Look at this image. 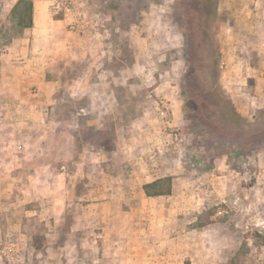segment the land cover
<instances>
[{
  "label": "rangeland",
  "instance_id": "374dc122",
  "mask_svg": "<svg viewBox=\"0 0 264 264\" xmlns=\"http://www.w3.org/2000/svg\"><path fill=\"white\" fill-rule=\"evenodd\" d=\"M17 1L0 79L26 50L40 75L24 108L0 85V264H264V0H78L79 30L51 0L19 28ZM94 195L132 238L67 234L62 199Z\"/></svg>",
  "mask_w": 264,
  "mask_h": 264
},
{
  "label": "crops",
  "instance_id": "0c3cea01",
  "mask_svg": "<svg viewBox=\"0 0 264 264\" xmlns=\"http://www.w3.org/2000/svg\"><path fill=\"white\" fill-rule=\"evenodd\" d=\"M41 0H37V3H33V13H32V26L31 27H27L25 28L28 30H35L38 26H39V22L42 19L40 13L43 12L44 7L40 3ZM42 10V11H41ZM53 19V18H50ZM49 42L51 41V39L48 40ZM48 42V43H49ZM27 44V43H26ZM27 48V45H26ZM27 51L24 53L25 55H21L23 56V59H18L16 61H9L7 60V62L9 63H15L16 66L13 67L14 65H11L10 67H5L3 69V73H2V77L0 79V85L1 86H5V88L8 90V92H12L14 90H16V93L18 95V97L16 96V107L17 108H24L26 107L27 103H25L24 101V97L26 95V93H28V85L31 83V78L32 77H38V75H40L39 73L35 72V65L32 63L33 58H30V56H28ZM46 58H49L48 53H44ZM10 106H12V104H10ZM111 198V197H108ZM145 195L144 192L141 193L140 196L134 197V196H125L122 198V200H120L119 202H124L125 204H132L134 203V201L139 204L142 203V201H144ZM72 200V201H70ZM86 203H83L82 205H80V207L82 208H77L79 209V211L76 210V207L74 206L76 204V201L74 199H62V206L60 207V210L63 211V213L68 216L71 214V217L73 219H71V224L67 221L65 228L68 230L67 234H71L72 232L75 233L77 230L82 229L84 230V232L82 234H87V238L83 240V242H85L86 244L92 246L93 244V238H91V236L95 235V230L97 228L100 227L101 232L98 233V235L100 236L99 238L102 240V245H108L109 242L107 241V239H109L110 235H112V237L115 239L118 237V234H123V232L127 234L128 237L132 238L133 235H135L134 233V229H135V223L133 221V217L132 215H129V211L125 212L123 217H119L117 218V220L120 221H124L123 223H121L122 229L119 228L120 227V223H118L116 221V224L113 223L112 229H110V226L106 225V224H102V223H98V219L101 218L99 213L102 212H98L97 211V207L96 204L98 201L96 200H100L103 202H115L117 199L116 198H112L111 200H115V201H108V199H106V197H97V196H93V197H87L86 199ZM90 200V201H89ZM118 202V201H116ZM78 204V203H77ZM80 210L82 212H80ZM62 213V214H63ZM60 214V213H59ZM98 224H101L100 226H98ZM113 230L114 233L117 234H112L110 233ZM127 237V242H130L128 240ZM127 259H131L132 255H129L126 257Z\"/></svg>",
  "mask_w": 264,
  "mask_h": 264
},
{
  "label": "trees",
  "instance_id": "16d2710c",
  "mask_svg": "<svg viewBox=\"0 0 264 264\" xmlns=\"http://www.w3.org/2000/svg\"><path fill=\"white\" fill-rule=\"evenodd\" d=\"M11 13L15 19L16 25L19 28H27L32 26L33 4L29 0H18L12 7ZM162 179L146 183L143 185L145 194L160 195L168 193L169 189L162 191L159 189Z\"/></svg>",
  "mask_w": 264,
  "mask_h": 264
},
{
  "label": "built area",
  "instance_id": "2783aa9c",
  "mask_svg": "<svg viewBox=\"0 0 264 264\" xmlns=\"http://www.w3.org/2000/svg\"><path fill=\"white\" fill-rule=\"evenodd\" d=\"M34 1V0H29ZM50 9L53 14H61L64 20H67V26L70 29L79 30L83 24L78 20L77 12L78 0H51Z\"/></svg>",
  "mask_w": 264,
  "mask_h": 264
}]
</instances>
